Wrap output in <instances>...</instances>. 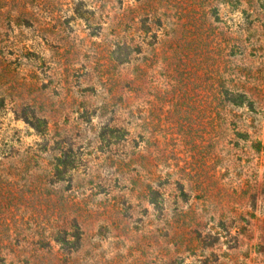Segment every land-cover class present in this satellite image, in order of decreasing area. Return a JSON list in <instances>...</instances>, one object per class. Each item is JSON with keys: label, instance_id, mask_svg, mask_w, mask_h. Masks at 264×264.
Here are the masks:
<instances>
[{"label": "rangeland", "instance_id": "rangeland-1", "mask_svg": "<svg viewBox=\"0 0 264 264\" xmlns=\"http://www.w3.org/2000/svg\"><path fill=\"white\" fill-rule=\"evenodd\" d=\"M0 264H264V0H0Z\"/></svg>", "mask_w": 264, "mask_h": 264}]
</instances>
